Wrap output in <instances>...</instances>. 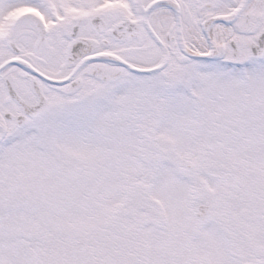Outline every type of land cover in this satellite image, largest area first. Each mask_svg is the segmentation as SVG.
<instances>
[{
	"label": "snow or ice",
	"instance_id": "obj_1",
	"mask_svg": "<svg viewBox=\"0 0 264 264\" xmlns=\"http://www.w3.org/2000/svg\"><path fill=\"white\" fill-rule=\"evenodd\" d=\"M0 264H264V0H0Z\"/></svg>",
	"mask_w": 264,
	"mask_h": 264
}]
</instances>
